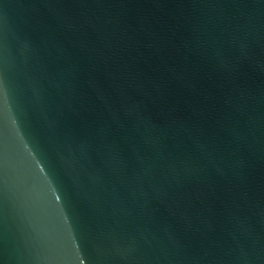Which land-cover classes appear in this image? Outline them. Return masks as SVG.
<instances>
[{
    "label": "water",
    "instance_id": "1",
    "mask_svg": "<svg viewBox=\"0 0 264 264\" xmlns=\"http://www.w3.org/2000/svg\"><path fill=\"white\" fill-rule=\"evenodd\" d=\"M0 264H264V0H0Z\"/></svg>",
    "mask_w": 264,
    "mask_h": 264
}]
</instances>
